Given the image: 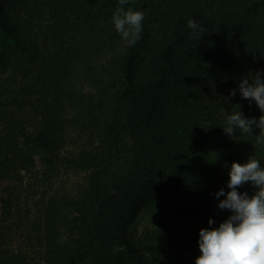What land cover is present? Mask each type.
Wrapping results in <instances>:
<instances>
[{"label":"trees","instance_id":"trees-1","mask_svg":"<svg viewBox=\"0 0 264 264\" xmlns=\"http://www.w3.org/2000/svg\"><path fill=\"white\" fill-rule=\"evenodd\" d=\"M70 1L86 4L113 25L119 0ZM22 2L0 0V76H4L0 169L35 170L44 162L49 167L65 164L91 172L76 219L68 218L67 200L56 192L47 194L39 264H75L79 252L58 241L59 230L76 229L87 240L90 229L105 223L107 216H102L111 209L122 216L109 230H98L97 258L110 264H161L129 232L139 207L126 189L141 170L172 185L191 205L196 220L203 224L211 218V226L218 227L231 213L217 207L225 197L214 194L229 191V175L225 179L224 173H229L231 164H243L254 156L264 168V143L257 142L264 133L258 127L251 133L237 129L231 137L223 131L225 117L238 110L246 118L264 114L238 91L241 78L264 71V0H128L125 8L145 13L140 39L120 49L109 47L105 64L93 67L86 57L74 76L60 78L59 70H54L57 77L51 94L38 93L33 84L28 85L29 66L36 56L18 21L16 5ZM210 15L218 16L228 30L227 39L219 44L206 36L192 38L187 27L189 19L202 25ZM158 46L168 51L161 61L154 58ZM176 50L183 58L171 64V52ZM87 82L96 85L98 104L84 91ZM109 89H115V95ZM233 89L236 95L230 97ZM113 99L119 100L122 111L112 112ZM136 103L138 111H134ZM88 106L93 109L83 114L89 116L84 122L95 145L73 152L66 146L68 130L72 123L83 122L80 110ZM140 119L143 124L138 126ZM237 190L251 196L256 188L246 182ZM144 193L142 189L137 199ZM114 248L121 250L114 252ZM199 255L198 243L190 241V254H183L181 260L168 256L164 264H195ZM0 264H34L31 256L14 253L1 225Z\"/></svg>","mask_w":264,"mask_h":264},{"label":"rangeland","instance_id":"rangeland-1","mask_svg":"<svg viewBox=\"0 0 264 264\" xmlns=\"http://www.w3.org/2000/svg\"><path fill=\"white\" fill-rule=\"evenodd\" d=\"M61 1L24 0L16 5V8H20L18 14L21 19L18 21L25 34L24 39L31 45L36 56L29 66L31 80L28 85L33 84L38 93L53 92L54 80L57 77L54 70H59L60 78L74 76L81 67L83 68L82 62L86 57L91 65L96 67L105 64L104 56L109 47L120 49L128 45L113 25L91 11L86 4ZM207 19L202 24L205 29L202 36L217 44L227 39L228 30L223 21L213 15L207 16ZM179 52L180 50L171 52L174 59L171 64H178L179 59L183 58ZM167 53L164 46H158L154 58L161 61ZM1 80H4V76H0ZM84 91L98 104L99 92L94 83L87 82ZM109 92L115 95L116 90L109 89ZM118 102L117 99L112 101L113 113L123 109ZM90 108L93 109V106L81 109L83 122L80 125L72 123L68 130L69 142L66 146L73 152L90 149L95 145L91 143V131L84 122L89 116L83 115L89 112ZM134 111H138L137 103L134 105ZM142 124L143 120L140 119L138 126ZM133 142L131 140L132 144ZM37 167L35 170L19 169L16 173L0 169L1 228L14 253L31 256L34 264L41 261V237L46 234L45 224L41 219L44 205L48 202L47 194L56 192L59 197L67 200L68 218L76 219L79 215L78 203L84 195L91 174L90 171L65 164L49 167L46 163L39 162ZM224 178L228 179V172L224 173ZM142 189L144 196L137 199ZM126 192L130 198L136 199L139 207L137 215L130 223L131 239L143 246L145 252L152 251L161 264H164L168 256L179 257L181 260L183 254H190V241L198 243L199 230L214 228L207 222L202 224L201 220H196L191 205L177 195L172 185L161 183L160 179L152 177L145 170L139 171L136 181ZM5 200L11 203V207L7 205L8 202L4 203ZM106 216L105 223L101 221L98 226L96 223L90 229L87 240L80 237L76 229L71 231L64 227L59 230L58 241L71 245L73 251L79 252L75 264H110L107 260L100 261L97 258L98 230L102 227L109 230L112 222L122 214L116 209H111L102 218ZM127 241L130 242V239Z\"/></svg>","mask_w":264,"mask_h":264},{"label":"clouds","instance_id":"clouds-1","mask_svg":"<svg viewBox=\"0 0 264 264\" xmlns=\"http://www.w3.org/2000/svg\"><path fill=\"white\" fill-rule=\"evenodd\" d=\"M127 3L128 0H119L111 19L122 39L134 45L140 39L145 13L125 8ZM187 27L196 40H200L205 32L201 23L193 19L187 21ZM238 91L242 98L254 101L264 113V71L257 70L250 77L241 78ZM235 95L236 89L229 91L230 97ZM253 127L264 133V114L258 119L246 118L238 110L225 117L223 131L231 137L237 129L242 133H251ZM257 142L264 143V139L258 138ZM228 175L226 186L229 191L225 193L224 189H220L214 195L216 198L225 197L217 207L229 210L231 214L218 227L199 230L200 255L195 264H264V168L259 160L250 156L243 164L233 162ZM246 182L256 188L251 196L237 190ZM207 223L211 226L214 221L209 218ZM120 250L113 249L114 252Z\"/></svg>","mask_w":264,"mask_h":264}]
</instances>
